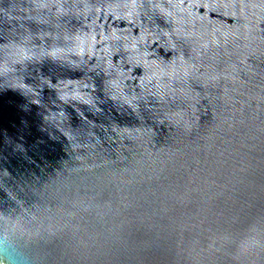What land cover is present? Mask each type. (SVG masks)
Instances as JSON below:
<instances>
[{"label": "water", "instance_id": "1", "mask_svg": "<svg viewBox=\"0 0 264 264\" xmlns=\"http://www.w3.org/2000/svg\"><path fill=\"white\" fill-rule=\"evenodd\" d=\"M0 264H264V0H0Z\"/></svg>", "mask_w": 264, "mask_h": 264}]
</instances>
